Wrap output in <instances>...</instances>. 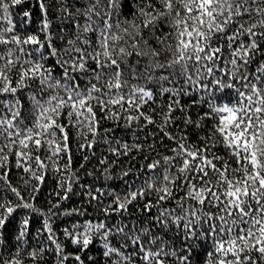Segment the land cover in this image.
I'll return each instance as SVG.
<instances>
[{
    "label": "snow or ice",
    "instance_id": "1",
    "mask_svg": "<svg viewBox=\"0 0 264 264\" xmlns=\"http://www.w3.org/2000/svg\"><path fill=\"white\" fill-rule=\"evenodd\" d=\"M0 264H264V0H0Z\"/></svg>",
    "mask_w": 264,
    "mask_h": 264
},
{
    "label": "trees",
    "instance_id": "2",
    "mask_svg": "<svg viewBox=\"0 0 264 264\" xmlns=\"http://www.w3.org/2000/svg\"><path fill=\"white\" fill-rule=\"evenodd\" d=\"M20 11V9H17V12H19ZM77 203H78V201H77Z\"/></svg>",
    "mask_w": 264,
    "mask_h": 264
}]
</instances>
